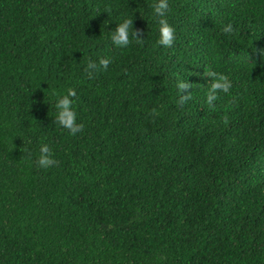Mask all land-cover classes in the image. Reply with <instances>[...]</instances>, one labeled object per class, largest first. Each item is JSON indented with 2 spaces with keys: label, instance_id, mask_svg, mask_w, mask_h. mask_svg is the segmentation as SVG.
<instances>
[{
  "label": "trees",
  "instance_id": "1",
  "mask_svg": "<svg viewBox=\"0 0 264 264\" xmlns=\"http://www.w3.org/2000/svg\"><path fill=\"white\" fill-rule=\"evenodd\" d=\"M156 2L0 0V264H264V0H168L171 47Z\"/></svg>",
  "mask_w": 264,
  "mask_h": 264
},
{
  "label": "clouds",
  "instance_id": "2",
  "mask_svg": "<svg viewBox=\"0 0 264 264\" xmlns=\"http://www.w3.org/2000/svg\"><path fill=\"white\" fill-rule=\"evenodd\" d=\"M154 14L159 18V34L160 38L158 44L164 47H171L175 41V29L170 25L167 20V14L169 12L168 0H157L153 5ZM225 33H232L233 26L228 24L222 29ZM138 30L133 29V19L125 18L119 23L111 33V41L118 48H127L133 40L137 43H142L143 39H139L141 36ZM112 63V59L100 58L98 64L94 61H89L87 65V73L89 79L93 78V74L100 70H107L108 66ZM208 77L212 78V83L208 87L207 103L211 105L214 100L217 99V92L228 93L232 87L229 76L219 73H208ZM193 84L181 81L177 84L179 92L185 93L189 89H192ZM55 95V93H53ZM77 93L75 89H67V93L61 96L55 104L57 114L55 117V123L60 127L66 129L70 135H76L81 133L84 129L83 123H78L77 112L74 108V102ZM191 99V93L187 95H181L178 103L183 104ZM153 114H156V110H152ZM36 164L41 169H48L57 164V161L53 158V153L48 144H43L40 148V154L36 160Z\"/></svg>",
  "mask_w": 264,
  "mask_h": 264
}]
</instances>
